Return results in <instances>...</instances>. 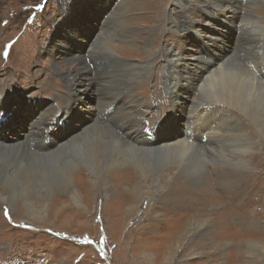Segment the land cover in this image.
<instances>
[{"label": "rangeland", "instance_id": "1", "mask_svg": "<svg viewBox=\"0 0 264 264\" xmlns=\"http://www.w3.org/2000/svg\"><path fill=\"white\" fill-rule=\"evenodd\" d=\"M63 1L0 0V87L6 85L4 92L6 99L9 98L7 108L0 111V128H3L0 138L9 140L8 136L14 139L22 137L28 128V120L37 116L45 104L55 100L46 87H50L51 91L59 89L61 94L66 92L68 84L64 74L68 70L76 73V68L69 60L72 57L64 56L59 47L65 48L66 41L72 45L69 39L79 40L80 37H85L89 48L96 53L103 48L105 50L108 39L112 47L118 50L120 58L129 61L132 66L152 63L150 75L134 76L126 84L128 99L125 94L122 95L130 108H137L141 104L144 114L142 127L138 125L137 113L130 118L108 121V126L116 128L126 122L130 134L120 132L119 135L130 144L146 139L145 132L150 129L159 132L157 126L166 122L172 98L179 95L180 101H183L185 95L180 86L177 94H170L172 88L169 92L167 89L171 80L164 69L166 61L162 46L165 44L166 48L167 43L171 45L176 40L170 33L166 19L176 17L179 11L193 21V28L187 29L180 39L182 53L187 56L180 68L181 71L187 67L197 70L189 56L195 53L197 43L203 41L199 37L205 39L210 36L206 28L210 24L204 23L205 19L208 20L209 16L212 17L210 21L216 20L223 14L210 16L201 13L199 8L203 6L202 2L195 3L196 8L191 10L172 0H134V5L130 4L133 0H67L68 4ZM255 1L259 2L255 6V14L263 22L264 0ZM239 2L236 0L233 7ZM106 6L110 13L108 17L107 11L101 10ZM64 13L71 15L66 21H61ZM103 13L107 14L103 17ZM120 18L136 28L129 43L113 35L121 27ZM103 19L109 21L100 26ZM63 21L65 24H59ZM196 21L198 26L205 28L206 35L196 28ZM115 26L113 32L111 28ZM76 28H80V36ZM228 31L234 37L231 29ZM223 36L230 38H222L226 48H232L231 36L227 33ZM144 43L150 46V52L144 51ZM72 51H81L78 43ZM110 61H105V64ZM185 63H188L187 66ZM88 64L92 70V63ZM98 67L99 64L96 71ZM117 78L123 79L115 71L109 72V86L106 91L103 90L109 97L114 94V89L125 91ZM192 78L197 79L196 76ZM200 82L197 79L194 86ZM78 90L79 95L84 94L82 99H96L94 87L84 92L83 89ZM24 95L34 99L25 98ZM116 101H119V97ZM180 101L177 108L169 112L172 127L163 128L165 131L162 129V135H180L187 129L191 132L192 125L189 124L187 128L183 120L178 123L173 119L177 112L185 120L181 109L190 102L184 104ZM79 107L83 109L78 117L81 119L87 114V108L82 103H79ZM109 116L106 119L109 120ZM84 118L82 123L85 122ZM244 122L257 144L255 151L251 152L254 155L247 158L248 163L245 162L247 168L243 165L233 167L226 164L227 161L222 165L223 161H218V158L217 164L209 162L207 158L203 162L205 168L195 183H189L182 177L183 180L179 178L175 181L180 186H163L159 191L154 186L155 191L147 193L143 200L138 198L136 206L135 201L128 205L132 199L122 196L119 193L121 188L119 191L103 189L100 182L94 190L82 186L80 201L76 203L68 192L61 189L42 200L7 194L0 186V264H149L150 260L153 264H264V139L261 140L254 128L251 129L248 122ZM70 125L71 122L67 124ZM67 126L65 129L69 131ZM137 126L141 128V134L137 133ZM73 128L77 129L75 126ZM210 147L215 148V143L206 146ZM203 186H207L210 194L215 196L211 201L207 200L210 195L202 194ZM143 189H150V186H143ZM6 195L13 206L3 201L2 197ZM29 208L39 212L31 211L30 216L26 212ZM134 255L135 260L132 259Z\"/></svg>", "mask_w": 264, "mask_h": 264}, {"label": "bare ground", "instance_id": "2", "mask_svg": "<svg viewBox=\"0 0 264 264\" xmlns=\"http://www.w3.org/2000/svg\"><path fill=\"white\" fill-rule=\"evenodd\" d=\"M153 1L155 2V0ZM172 1L191 8V10L193 7L196 8L195 3L202 2L204 4L199 8L201 13H207L210 16L223 14V17H216L217 19L212 21L209 19L212 17L209 16L207 18L209 21L206 20L207 15H205L204 23L210 24L209 27H206L207 35L210 36H206L205 39L199 37L203 41L200 44L197 43L194 47L195 53L189 56L197 70L187 67L184 71H181L180 64L182 67L183 59L187 56L182 53L180 39L187 29L189 31L193 28V21L182 13H178L177 10L176 17H166L170 33L176 40L171 45L167 43L166 48L165 44L162 46V55L166 61L164 69L166 68L171 80L167 89L169 92V89L172 88L169 93L177 94L179 93L177 88L180 86L185 94L183 101H180L179 95L172 98L170 102L172 107H169L168 113L177 108L178 100L184 104L190 102L189 105L181 109L185 114V120L177 112H175L176 118L173 119L178 123L183 120V123H187V128L189 124L192 125L191 132L186 128L187 130L180 135L166 133L152 142L147 139H139L138 142L132 141L130 144L123 140L124 138L121 139L119 134H130L125 125L126 122L113 128L108 126V121L115 122L119 118H130L137 113L138 125L142 127L144 114L141 104L139 103L137 108H130L122 95L125 94L128 99L126 84L134 76L150 75L152 63L132 66L129 61L120 58L118 50L112 47L111 41L108 39L105 50L103 48L104 51L100 50L99 53H96L91 47L89 48L85 37H80L79 40L69 39L73 43L72 45L66 41L65 48L59 47V51L64 56L72 57L69 60L72 61L71 65L76 68V73L68 70L64 74L68 84L66 92L61 94L59 89L54 88L51 91L50 87H46L48 94L53 95L55 100L45 104L38 111L37 116L28 120V128L22 137L14 139L13 136H8L9 140H4L6 137L0 138V186H3L5 193L44 200L57 189H61L68 192L76 203L80 201L82 186H89V189L94 190L97 183L100 182L101 185H99L104 186L103 189L119 191L121 188L119 193L124 197L128 196L129 200L132 199L128 205L135 201L136 206L139 202L137 199L143 200L147 193L151 194L154 186L158 189L157 191L163 186H180L175 181L177 182L179 178L183 180L182 177H185L189 183H195L196 179L200 177L201 170L205 168H203V162L207 158H209V162H216L218 158V161H223L222 165L227 161L226 164L233 167L239 168L240 165L246 167V163L249 162L247 158L254 155L251 152L257 144L250 131H247V123L245 124L244 120L248 122L251 129L254 128L261 140L264 139V17L261 22V18L255 14L257 10L255 6L259 2L240 0L234 8L236 0ZM68 2L67 0L63 1L65 4ZM134 3V0L130 2L131 5ZM101 10L108 13V6ZM185 11L187 12V10ZM107 13H103L102 16L104 17ZM70 15L64 13L61 21H66ZM113 20L115 21V19ZM64 21L59 24H65ZM106 21L109 20H101L100 26ZM119 22L122 28L119 25L120 29L115 32L116 26L110 27L113 29V35L123 38L129 43L136 28L125 20L123 21L122 18ZM197 23L198 21L195 22L196 28H200V31L206 35L205 28L202 29ZM228 29H231L234 37ZM76 30L80 36V28H76ZM225 33L231 36L232 48H226L223 42V39H230L223 36ZM196 34L198 35V33ZM76 43L81 51L74 53L72 49ZM142 45H144L145 52L151 51L150 46L146 43ZM127 48L131 49L129 46ZM87 60L92 63V70H90ZM107 60L111 61L105 64ZM98 64L99 67L96 71ZM187 64L185 63L186 66ZM110 71H115L123 78L122 80L117 79L125 91L114 89V94L109 97L103 90L108 89ZM195 76L201 80L197 86H194L197 79L192 78ZM5 87V84L0 87V111L1 108L5 110L8 106L9 98L6 99ZM92 87L96 92V99L93 97L82 99L84 94L79 95L78 89H83L84 92ZM27 96L24 95L25 98L34 99V97ZM118 97L119 101H116ZM60 101L64 103L61 104ZM79 103L87 108L85 118L82 117L85 120L84 123H82V118H78L83 110L79 107ZM127 110L129 111L126 113ZM168 113L166 122L159 124L157 129L172 127L170 113ZM107 115H110L109 120L106 119ZM60 117L62 118L60 119ZM58 119L71 122L68 133L53 134L54 129L58 130V126L54 123ZM13 125L14 122L11 123V128ZM74 126L77 129H74ZM140 127H136L138 134H141L142 131ZM163 130L165 131V129ZM2 132L3 128H0V134ZM202 140L206 142L203 143ZM214 143L215 148H206ZM226 148L229 149L226 150ZM77 167L79 168L74 170ZM143 186H150V189H143ZM122 187L124 188L122 189ZM202 194L210 195V198L207 199L210 201L215 198L210 194L207 186L202 187ZM179 197L183 196L179 195ZM2 199L13 206L12 200L7 195ZM31 211L39 212V210L33 211L31 208L26 212L32 216ZM132 259L135 260V255ZM149 264H153L151 260Z\"/></svg>", "mask_w": 264, "mask_h": 264}]
</instances>
